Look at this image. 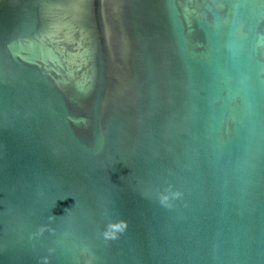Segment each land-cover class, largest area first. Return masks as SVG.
I'll return each instance as SVG.
<instances>
[{"label": "water", "instance_id": "water-1", "mask_svg": "<svg viewBox=\"0 0 264 264\" xmlns=\"http://www.w3.org/2000/svg\"><path fill=\"white\" fill-rule=\"evenodd\" d=\"M0 264H264V0H0Z\"/></svg>", "mask_w": 264, "mask_h": 264}]
</instances>
